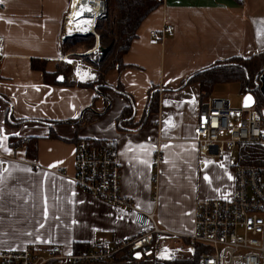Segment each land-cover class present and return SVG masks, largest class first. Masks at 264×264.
<instances>
[{
  "label": "crops",
  "instance_id": "crops-1",
  "mask_svg": "<svg viewBox=\"0 0 264 264\" xmlns=\"http://www.w3.org/2000/svg\"><path fill=\"white\" fill-rule=\"evenodd\" d=\"M76 1L0 2V250L57 245L73 253L74 243L91 247L140 233L131 211L76 187L74 154L80 139L111 142L121 170V195L137 210L152 214L159 229L190 236L197 201L234 197L232 158H237V151L211 159L199 153L194 141L200 107L209 98H224L223 84L205 99L198 84L178 88L191 73L208 65L264 52V0H162L140 24L123 56L128 68L105 76L109 86L120 84L133 97V124L146 121L132 130L117 128L126 100L113 92L108 93L111 107L105 115L81 129L68 122L89 108L94 91L46 85L42 73L31 68V60H44L47 73H69L68 82L96 81L92 67L65 61L93 50L62 54L63 40L74 35L66 34L65 25ZM165 25L173 35L162 42L153 40L150 32ZM151 86L157 90L158 111L148 115ZM104 107L103 98L93 104L95 112ZM10 115L14 121L26 122L13 125ZM10 137L37 138L36 158H27L24 143L12 148ZM157 153L161 159L156 165Z\"/></svg>",
  "mask_w": 264,
  "mask_h": 264
},
{
  "label": "built area",
  "instance_id": "built-area-1",
  "mask_svg": "<svg viewBox=\"0 0 264 264\" xmlns=\"http://www.w3.org/2000/svg\"><path fill=\"white\" fill-rule=\"evenodd\" d=\"M101 2L99 15L104 13V2ZM172 35L169 25L159 32H150L157 42ZM194 135L199 153L211 159L236 152L240 145L264 148V125L254 106L231 110L226 101L218 98H209L200 107ZM160 159L157 153L156 165ZM232 163L236 177L234 197L226 201H197L193 232L190 236H182L156 227L152 214L137 210L121 195V170L111 142L80 139L74 154L76 187L93 198L131 211L140 233L102 241L73 253H65L57 245L43 249L29 246L16 251L0 250V264L107 263L124 253H140V259L152 257L161 262L191 258L193 264H264V172L254 166L240 165L236 157L232 158ZM174 243L186 245L179 248L177 254L170 248ZM184 250L191 256L181 254Z\"/></svg>",
  "mask_w": 264,
  "mask_h": 264
},
{
  "label": "trees",
  "instance_id": "trees-1",
  "mask_svg": "<svg viewBox=\"0 0 264 264\" xmlns=\"http://www.w3.org/2000/svg\"><path fill=\"white\" fill-rule=\"evenodd\" d=\"M104 2V13L96 19L94 33L98 37V51L79 56L84 63L93 68L96 74V81L92 83H73L68 82V74L56 71L47 73L45 71V62L31 60V68L38 70L43 75V82L46 85H66L78 86L81 88L92 89L95 93L92 104L84 110L81 117L70 120L78 128H82L96 118L105 115L110 107V98L108 93H117L126 100V106L118 116L117 128L119 130H132L142 126L146 121L141 120L133 124L134 99L123 90L118 84L116 87L109 86L105 82V76L112 70L122 71L128 66L123 64L122 58L129 50L132 41L137 37L136 32L140 24L162 3L157 0H102ZM80 45V46H78ZM63 55L77 47L81 48L80 53H86L95 48V36L73 35L63 40ZM264 70V52L255 54L249 58L240 56L230 57L214 64L201 68L193 73L181 83L178 89L188 84H198L201 97H209L213 88L218 84L236 83L239 85V91L242 94L251 93L255 98V110L262 117L264 125V96L261 95L259 87L255 82L256 76ZM59 76L63 81L58 80ZM156 87L151 86L147 91V110L148 115L156 114L158 111V95ZM103 98L105 107L101 112H95L93 109L94 102ZM92 114H90V112ZM9 123L18 125L26 121H14L11 115L8 117ZM47 125L58 123L43 122ZM52 137V136H51ZM54 138V137H53ZM37 141L35 137L16 138L10 137L8 144L12 148L24 143L26 156L29 159H35L37 155ZM238 162L247 166H254L264 172V148L253 145H240L237 149ZM92 247V246H91ZM90 248L87 243H74L73 251L78 252ZM92 264H193L191 258H176L172 261H157L152 257H145L139 260L133 258L130 253H124L114 257L107 263Z\"/></svg>",
  "mask_w": 264,
  "mask_h": 264
},
{
  "label": "bare ground",
  "instance_id": "bare-ground-1",
  "mask_svg": "<svg viewBox=\"0 0 264 264\" xmlns=\"http://www.w3.org/2000/svg\"><path fill=\"white\" fill-rule=\"evenodd\" d=\"M74 8L73 15L69 18V13L66 19V34L86 35L94 33L95 21L102 12L101 0H77ZM68 60L65 59V61Z\"/></svg>",
  "mask_w": 264,
  "mask_h": 264
},
{
  "label": "rangeland",
  "instance_id": "rangeland-1",
  "mask_svg": "<svg viewBox=\"0 0 264 264\" xmlns=\"http://www.w3.org/2000/svg\"><path fill=\"white\" fill-rule=\"evenodd\" d=\"M157 1L162 3L161 0H157ZM72 15H73V13L71 14V16ZM86 35H94V36H96L95 33L86 34ZM86 35H83V36H86ZM78 46H80V45H78ZM74 50L78 52V51H81V48L77 47ZM97 51L98 50L96 48L93 49V53H96ZM68 59H69L68 61H71L70 64L74 65V66H76L78 64L79 65L80 64H84V61H82L79 56H71ZM220 87H224V92H225V95H224L225 97L221 98V99L224 100V101H228L229 102V108L231 110H240L242 108L243 95H240V93H239V86L237 84H223ZM212 95H213V93H212ZM179 245L180 244H173V245L170 246V248L172 250H175L176 253L178 254L177 250L179 248H183V247H181ZM181 254L186 255V257H190L191 256V254L185 253V250Z\"/></svg>",
  "mask_w": 264,
  "mask_h": 264
},
{
  "label": "water",
  "instance_id": "water-1",
  "mask_svg": "<svg viewBox=\"0 0 264 264\" xmlns=\"http://www.w3.org/2000/svg\"><path fill=\"white\" fill-rule=\"evenodd\" d=\"M100 16L101 15H98V17H100ZM91 34H93V33H91ZM76 35L80 36V34H76ZM59 79L62 80L61 78H59ZM255 82H256V84L259 87V91H260L261 95L264 96V70H263V72L261 74L256 76ZM246 98H250V99L246 100ZM226 104H228L227 101H226ZM254 105H255V98L253 97V95L251 93H249V92L246 93L243 96L242 108H251ZM133 258L136 259V260H139L141 258V254L140 253H135V254H133Z\"/></svg>",
  "mask_w": 264,
  "mask_h": 264
},
{
  "label": "snow or ice",
  "instance_id": "snow-or-ice-1",
  "mask_svg": "<svg viewBox=\"0 0 264 264\" xmlns=\"http://www.w3.org/2000/svg\"><path fill=\"white\" fill-rule=\"evenodd\" d=\"M0 2H2V0H0ZM69 63H71V61H69ZM247 99H250V98H246ZM3 139H7V137H4ZM0 147H3V144L2 142H0ZM5 151H7V148L4 149ZM231 179V177H229ZM205 179H207V177H205ZM41 227H43V225L41 224Z\"/></svg>",
  "mask_w": 264,
  "mask_h": 264
}]
</instances>
